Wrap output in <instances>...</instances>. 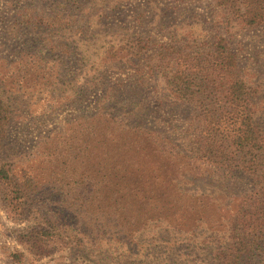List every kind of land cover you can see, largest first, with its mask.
I'll return each mask as SVG.
<instances>
[{"label": "rangeland", "instance_id": "374dc122", "mask_svg": "<svg viewBox=\"0 0 264 264\" xmlns=\"http://www.w3.org/2000/svg\"><path fill=\"white\" fill-rule=\"evenodd\" d=\"M220 37L264 129V24L220 0H0V264H218L230 213L185 189L196 131L167 66L208 59Z\"/></svg>", "mask_w": 264, "mask_h": 264}, {"label": "trees", "instance_id": "16d2710c", "mask_svg": "<svg viewBox=\"0 0 264 264\" xmlns=\"http://www.w3.org/2000/svg\"><path fill=\"white\" fill-rule=\"evenodd\" d=\"M220 2L224 8L232 9L247 27L264 24V0ZM194 60L190 59L191 64L183 60L176 66L169 62L167 66L171 69L167 77L168 101L193 113L190 128L196 131L194 143L198 151L190 155L179 151L190 160H198L192 161L193 172L186 179L187 186L184 185L187 192L225 206L226 213H230L227 235L225 232L222 237L217 235L209 252L218 264H241L252 257H264V129L253 106L254 92L237 76V55L223 37L214 42L208 59ZM106 100L109 101L104 110L108 106L116 108L121 102L104 93ZM99 115L101 118L96 121L99 125L101 119L102 126L122 125L121 121H115L114 115L110 119ZM4 118L0 109V138ZM91 123L85 121L89 127ZM123 126L132 128L130 131L141 128L132 123ZM143 130L162 146L182 150L171 138L154 130ZM56 215L60 221L62 211L58 209Z\"/></svg>", "mask_w": 264, "mask_h": 264}]
</instances>
